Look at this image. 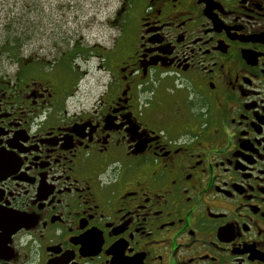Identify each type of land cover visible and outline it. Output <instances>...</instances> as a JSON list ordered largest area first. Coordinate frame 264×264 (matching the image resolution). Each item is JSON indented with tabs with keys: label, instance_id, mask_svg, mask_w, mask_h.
Listing matches in <instances>:
<instances>
[{
	"label": "flooded vegetation",
	"instance_id": "af4514ba",
	"mask_svg": "<svg viewBox=\"0 0 264 264\" xmlns=\"http://www.w3.org/2000/svg\"><path fill=\"white\" fill-rule=\"evenodd\" d=\"M114 23L83 99L0 66V264H264V0Z\"/></svg>",
	"mask_w": 264,
	"mask_h": 264
},
{
	"label": "rangeland",
	"instance_id": "374dc122",
	"mask_svg": "<svg viewBox=\"0 0 264 264\" xmlns=\"http://www.w3.org/2000/svg\"><path fill=\"white\" fill-rule=\"evenodd\" d=\"M122 1L0 0V66L10 69L12 58L15 64L30 56L47 68L53 63L52 79L71 89L75 85V98L89 96L102 72L97 60L86 59L97 53L91 47L108 45L118 34L114 18ZM14 38L19 51L8 58L3 46Z\"/></svg>",
	"mask_w": 264,
	"mask_h": 264
},
{
	"label": "trees",
	"instance_id": "16d2710c",
	"mask_svg": "<svg viewBox=\"0 0 264 264\" xmlns=\"http://www.w3.org/2000/svg\"><path fill=\"white\" fill-rule=\"evenodd\" d=\"M9 40V39H8ZM8 45L9 46H7V45H5L4 44V46H3V51L5 52V53H7V56H8V58H11L12 56L11 55H14V53H17L19 50L17 49L18 48V40H17V38H14L13 40H11V41H8ZM1 55H3V54H1ZM17 56H15V58H16ZM17 59V58H16ZM65 59H67L66 57H65ZM12 60H13V58H12Z\"/></svg>",
	"mask_w": 264,
	"mask_h": 264
}]
</instances>
